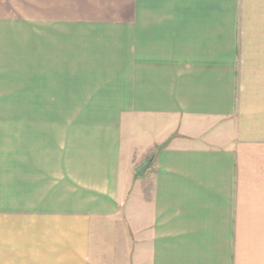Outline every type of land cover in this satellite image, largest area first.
Masks as SVG:
<instances>
[{"label": "crops", "instance_id": "crops-1", "mask_svg": "<svg viewBox=\"0 0 264 264\" xmlns=\"http://www.w3.org/2000/svg\"><path fill=\"white\" fill-rule=\"evenodd\" d=\"M0 106V264H264V0H0Z\"/></svg>", "mask_w": 264, "mask_h": 264}, {"label": "rangeland", "instance_id": "rangeland-1", "mask_svg": "<svg viewBox=\"0 0 264 264\" xmlns=\"http://www.w3.org/2000/svg\"><path fill=\"white\" fill-rule=\"evenodd\" d=\"M9 113H11V107H9V106H0V114H9ZM53 113H55V114L61 113L60 108L54 107L53 108Z\"/></svg>", "mask_w": 264, "mask_h": 264}, {"label": "water", "instance_id": "water-1", "mask_svg": "<svg viewBox=\"0 0 264 264\" xmlns=\"http://www.w3.org/2000/svg\"><path fill=\"white\" fill-rule=\"evenodd\" d=\"M151 161H152V157L149 160H147V162L138 170V173L143 174L145 169L150 165Z\"/></svg>", "mask_w": 264, "mask_h": 264}]
</instances>
